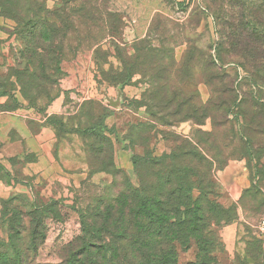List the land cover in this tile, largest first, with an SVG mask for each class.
I'll list each match as a JSON object with an SVG mask.
<instances>
[{
	"label": "rangeland",
	"instance_id": "obj_1",
	"mask_svg": "<svg viewBox=\"0 0 264 264\" xmlns=\"http://www.w3.org/2000/svg\"><path fill=\"white\" fill-rule=\"evenodd\" d=\"M30 2L47 12L49 36L64 48L58 71L48 62L35 66L41 77L30 76L34 43L0 11V113L25 108L39 117L1 123L0 250L8 259L14 264L20 249L23 264H187L206 255L214 264H264L254 236L264 211V40L253 38L249 24L257 20L264 28V0ZM117 88L121 102L114 108L102 90L115 99ZM59 97V111L48 114ZM210 100L218 108L201 117ZM187 110L198 111L203 123L186 119ZM94 124L99 128L90 132ZM22 126L44 129L42 138L26 140ZM243 159L249 184L232 199L219 171ZM111 162L119 171L112 172ZM175 166L188 170L182 187L191 188V202L206 196L230 209L227 223L210 221L209 253L168 240L176 227L156 238L153 218L128 214L138 201L130 194L145 201L156 172ZM180 201L173 197L166 205ZM121 212L127 219L117 222ZM177 216L187 220L190 213ZM148 222L149 235L141 226ZM229 224L236 233L231 253L221 235Z\"/></svg>",
	"mask_w": 264,
	"mask_h": 264
},
{
	"label": "trees",
	"instance_id": "obj_2",
	"mask_svg": "<svg viewBox=\"0 0 264 264\" xmlns=\"http://www.w3.org/2000/svg\"><path fill=\"white\" fill-rule=\"evenodd\" d=\"M0 11H3L4 13L10 15L11 18L16 20L17 26H20V32L24 34L26 38H28L29 42L31 41L34 43V47L31 48V56L32 59L30 60L32 64L34 65V69L32 70L30 76L33 77H41L40 73L38 74L36 72V65H39L41 68L46 67V63L51 62L55 65V71H58V63L62 60V52L64 45L60 44H54L52 40V36H49V32L46 28L48 26L51 28L50 20L47 18V12L44 11L43 8L40 6L34 7L32 6L30 0H0ZM53 14L58 18L59 13L53 12ZM252 21H249L250 28L252 30L253 38L256 40H264V28L259 29L257 24L259 23L257 20H254V24H251ZM42 29V30H41ZM38 38L39 41L36 39ZM40 40L47 41L45 45H43ZM264 43V41H263ZM34 56H37V59L33 58ZM50 60V61H47ZM47 61V62H46ZM244 99V100H243ZM189 100V99H188ZM242 103L246 100L245 97L241 98ZM187 102V100H182L180 102ZM235 103V105H234ZM237 103V99L233 100V106H238L240 108L241 101ZM179 105H183V103H179ZM257 103L253 102V106L258 109V113L260 114L262 109L260 107L257 108ZM200 109V106L198 107ZM201 108H203L202 116L201 117H209L211 115V111L213 109L218 108V106L213 101H209L208 103L204 104ZM180 108H177L176 113H180ZM242 113H245V110L242 109ZM198 111L195 110H187V114L185 115V118H192L196 121L200 122L201 119L198 120ZM198 117V118H197ZM255 117L252 116L250 119L253 120ZM203 123V122H200ZM99 128V124H94L88 130L90 132H94L96 129ZM192 155L195 158L196 154L199 156V158L203 161L204 156H201L198 149L191 150ZM135 156L132 158L134 159ZM177 156L172 155L170 157V160L175 161V158ZM161 158H152L151 163L159 162ZM136 161L133 160V163ZM112 172L115 173L119 171L114 167V165L111 162ZM189 168V167H188ZM186 172H188L185 168H179L177 166L170 167L169 170L165 173L156 172V186H154V190H152L151 196H146L145 201H141L140 194L138 192H135V195L133 193L130 194L131 197L135 198L137 197L138 201L135 200V208L128 212V214L131 216L133 215L134 219L137 217L141 218H153V221L156 223V238L168 234L173 230V228H177L178 230L172 234H169L166 238L170 241H177V244L181 245L182 250H187L190 248L192 244L196 246V253L197 255L200 253H209L210 251V245L209 241L206 239L207 231H209V225L210 221H222L224 223H227L232 219V216H230V209L224 208L219 203H216L213 200H203V197L200 196V198L195 201L191 202L189 199V189H183V185L187 184L185 181ZM178 174H182L183 176H179ZM176 182L177 185L172 187L171 185L173 182ZM137 190V189H135ZM178 198L180 199L179 203H172L171 206H167L168 201L170 198ZM156 206V216L152 217L154 215L153 207ZM47 207V206H46ZM45 207V208H46ZM36 209H40L38 207H35ZM48 208V207H47ZM181 209H183L181 211ZM42 210V208L40 209ZM181 213H190L189 219H182L180 215ZM201 214L206 215H212L209 216V218H204L203 216H199ZM123 220H126L127 218L123 217V213L117 215V222H120ZM156 219V220H155ZM127 223H130L128 221ZM165 224L167 226L165 227ZM151 225V222L143 223L142 228L146 231L147 235H149V231H147L149 226ZM103 228L109 230L107 227V220L105 218V222L103 225ZM127 227H124L123 229L126 231ZM146 228V229H145ZM166 231V232H165ZM206 233V234H205ZM205 234V235H204ZM202 235V237H200ZM205 238V241H203ZM255 239L259 242L260 246L261 243L255 236ZM133 241V240H130ZM146 241V240H145ZM34 242V240H32ZM145 245L149 246L147 242ZM150 246H154L153 244ZM105 247V246H102ZM175 245H171L170 250L174 253L176 248H174ZM262 247V246H261ZM165 249L163 248L162 242L156 241V256L160 254V260L163 261L167 259V256H164ZM16 262L14 264H23V252L22 250L18 249L16 250ZM164 262V261H163ZM214 259L207 258V255L202 257L201 259H194L187 262V264H214ZM0 264H13L7 256L6 250H0ZM68 264H74L73 262H70Z\"/></svg>",
	"mask_w": 264,
	"mask_h": 264
},
{
	"label": "crops",
	"instance_id": "obj_3",
	"mask_svg": "<svg viewBox=\"0 0 264 264\" xmlns=\"http://www.w3.org/2000/svg\"><path fill=\"white\" fill-rule=\"evenodd\" d=\"M4 101V98L0 99V103ZM61 106V100L60 97L57 98L56 100H54L47 109L48 114L51 113H56L59 111ZM22 112H26L27 114H21ZM33 111L31 109L27 110L25 108L21 109V108H17L11 112H8V115L5 116L3 112L0 113V128L2 127V122L5 121V123L7 125H17L16 122H19L21 116L24 117H28L29 119H39V117H36L34 114H32ZM23 129V134L25 139L28 140L30 139V142H34V138L40 139L42 138V133L44 131V129L42 130V132H38V133H33L30 132L28 129L24 128L22 126ZM32 147V145H30ZM120 157V161H121V165H123L122 162V154L119 155ZM248 169L245 166V160H236V161H230L228 163V165L221 171H219V176H220V185L223 187L224 191H226V193L232 198V199H236L239 194L240 191H242V189L246 188L249 184V179H248ZM222 238L223 241L226 245V249L231 253L234 249L235 246V239H236V233H235V225H226L224 226L223 230H222ZM254 236H255V232H254ZM263 249V248H262ZM264 250V249H263Z\"/></svg>",
	"mask_w": 264,
	"mask_h": 264
},
{
	"label": "built area",
	"instance_id": "obj_4",
	"mask_svg": "<svg viewBox=\"0 0 264 264\" xmlns=\"http://www.w3.org/2000/svg\"><path fill=\"white\" fill-rule=\"evenodd\" d=\"M255 236L260 241L261 246L264 249V211L259 216L258 222L255 226Z\"/></svg>",
	"mask_w": 264,
	"mask_h": 264
},
{
	"label": "water",
	"instance_id": "obj_5",
	"mask_svg": "<svg viewBox=\"0 0 264 264\" xmlns=\"http://www.w3.org/2000/svg\"><path fill=\"white\" fill-rule=\"evenodd\" d=\"M102 93L105 96L107 105L116 108L120 104V102H121V99H120L121 90H120V88H117V95H116L115 99L112 97H109L105 90H102Z\"/></svg>",
	"mask_w": 264,
	"mask_h": 264
}]
</instances>
